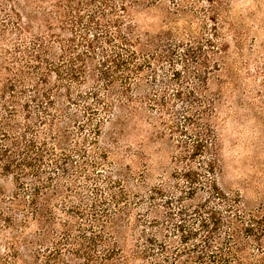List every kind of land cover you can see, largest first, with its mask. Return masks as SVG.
<instances>
[{"label": "rangeland", "instance_id": "obj_1", "mask_svg": "<svg viewBox=\"0 0 264 264\" xmlns=\"http://www.w3.org/2000/svg\"><path fill=\"white\" fill-rule=\"evenodd\" d=\"M25 5L38 18L42 11L57 36L41 63L32 41L48 40V30L17 29L26 26L18 11ZM0 36V90L16 96L19 140L37 146L26 155L21 144L12 159L42 150L26 175L0 167V264H14V240L15 264H84L71 255L75 249L91 255L90 264H196L187 255L200 237L189 232L197 228L192 207L207 195L206 176L264 224V0H0ZM127 47L135 58L115 68L110 59L127 58ZM46 65L45 84L39 77ZM69 66L81 69L79 81L64 74ZM38 83L61 97L51 99L53 130L26 121L25 108L35 118L40 113L30 100ZM2 104L0 94L4 117ZM26 123L36 136L25 133ZM199 137L202 152L194 150ZM211 160L213 174L204 168ZM191 172L196 189L188 193ZM43 196L44 230L31 202ZM209 205L222 218L207 259L224 246L222 259H232L227 247L238 242L235 264H264V238L240 230L223 244L228 213L216 201ZM21 212L29 217L24 228Z\"/></svg>", "mask_w": 264, "mask_h": 264}, {"label": "trees", "instance_id": "obj_2", "mask_svg": "<svg viewBox=\"0 0 264 264\" xmlns=\"http://www.w3.org/2000/svg\"><path fill=\"white\" fill-rule=\"evenodd\" d=\"M106 1V0H104ZM26 9H28V11H26ZM30 9V10H29ZM122 9L126 10L125 7H123ZM21 10L22 12L25 13V17L27 19L26 21V26H22L20 24L19 28L17 27V29L19 30H23L28 32L30 30V27H36L37 30H42V28L47 29L48 30V36L49 39L45 40L43 38H41L39 36V38H35L33 42V45H35L36 50L40 51V54H34L33 57L35 58V61L37 63H41L42 59L44 57V54L46 53V50L48 48V44L47 41L49 40H54V38H56V34H54L52 32V26L51 23H49L48 19L44 16V13L41 11V13L43 14L41 17L42 18H38L35 14L33 15L32 13H35L34 10H32L30 8V5H25V7H20L18 8V11L21 14ZM13 15L14 17H16L17 19L19 18V14L16 11H13ZM47 15V13L45 14ZM31 18L35 19V20H31ZM56 18V15H55ZM34 23L33 26H30L29 23L31 22ZM117 22V20H116ZM115 28L118 26L113 25ZM129 31L131 32V28H129ZM132 34V32H131ZM105 35L107 36V41H112L111 37L109 36V33L106 31ZM4 37L0 36V41H4ZM40 40V41H39ZM44 40L45 43H42ZM39 41V42H38ZM209 41V40H208ZM118 42L123 45V46H131V43L129 42V40H127V38H122L121 36H119ZM89 47H92V43L89 42L87 43ZM137 46H139L140 44H135ZM125 51H128L127 55L128 57L123 59L118 55V58H113L110 59L111 62L114 63L115 68H127L126 65H128V61L131 60L132 58H135L136 52L129 49V47H127V49H124ZM45 59V58H44ZM75 61H78V58H75ZM73 65L74 64V59H73ZM47 64V63H46ZM48 66L50 64H47ZM46 68L47 71H44V73H42L39 77L40 79V83H45L47 82V73L49 70V68ZM81 69H76L74 68V66H69V69L67 72H65L64 74L68 76V78H70V80H75V81H79L80 80V72ZM56 71V70H55ZM40 83H38L34 89L35 94H33V96H31L30 100L33 101H37L35 102L37 107H39V115L36 116L35 118V113L34 115H32L31 112L28 111L27 107L28 104L24 102V104H21L22 108H25L26 112H25V117H26V121L30 122L32 120H36L38 121V123L42 122L43 124H47L46 126H48V128H50V130H53L54 127H56V118L54 117V114H50L49 110L54 106V104H56V101L53 103V101L51 100L52 97H55L56 99L60 100L61 97L58 93L57 89H54L53 91L46 89V88H40L39 85ZM10 89L11 91L14 92V87L16 85H14V82L10 81ZM67 90V95H69V90ZM94 93V92H93ZM0 94H1V98L3 100V104H2V113H5V116L3 117L2 114L0 113V133L1 135L4 137V141L5 144H3L2 146H0V157L4 158L3 163L0 165L1 170L2 171H9L10 169H14L15 172L14 173H18L19 176L22 175H26V169H34V164L33 162L35 160H40L41 158H39V156H42V150L40 151V154L38 153H34V155L36 156H26L24 155V157H20L18 161L14 162L12 157L16 154L14 149H17L20 147V145L22 144L23 148L26 151V155L30 152H32V150H35L37 148L34 139H28V138H24L23 141L19 140V136L17 135V128H19V124L16 120L17 116H18V102L16 100V96L14 94L8 95L9 98L5 97V93L3 92V90H0ZM52 95V96H51ZM40 98V99H38ZM40 100V101H38ZM62 103L58 106V112L62 111ZM56 111V109H55ZM49 116V117H48ZM25 131V133H32V127L26 123L24 125H22ZM99 128H97L98 130ZM37 132H33L32 134L36 136ZM17 135V136H15ZM58 139V140H57ZM55 141L58 142L59 138H55ZM42 145H45L44 142L42 143ZM204 144L202 142V139L199 137L195 140V144H194V150L198 151V152H202L204 151ZM53 154V153H52ZM66 154H64V158H65ZM205 171L207 173H214L213 171L215 170L214 167V162L211 160L209 162H207L205 164ZM31 174H34L33 172ZM187 179H189V182H191L192 185L189 186V188L186 190L188 193L190 192H194L195 191V187L193 186V182H195V180L197 179L195 176L194 172L188 173L186 174ZM210 177V178H209ZM207 178H205V180L202 182V187L203 189L206 191L207 195L206 197L198 202L197 204H195L192 207V211L196 214H199V218H198V223H197V228H195L194 230H191L189 232V236H195L198 235L200 238L198 240V242L194 243L190 249H188V259L194 263H198V264H235V263H239L240 260H236L235 258V252L237 246L239 245L238 242H235L238 239V233L240 232V230H243L244 232H246L247 234H250L252 232H254V230L257 231V233L255 234L256 236H258V240H261L262 238H264V224L260 221L259 216L250 211L246 205L240 204V202L238 203L236 201L235 197H230L224 190H222L221 188L218 187L217 183L215 182V180L211 177L213 176H209ZM33 190L35 191H39L38 187H34ZM47 201L46 197L44 198V196L42 197V200H37L36 198H32L31 202H32V214L35 215V217L37 218L38 223L41 225V228H43V224H44V211L46 210L44 208V203ZM114 201L118 202V199L116 197H114ZM214 201H216L217 203H220L221 207H223V211L228 213L227 217L228 219L227 221V226L228 228H230L231 230V234L228 235L226 237V241L223 242L226 244H229L230 242H232L234 240V242L236 243L237 246H235V248H232L231 246L227 247L228 249V254H229V258L232 259H222V254L220 253L221 251L224 250V247H221V249L219 248V254L215 255V256H211L214 257L212 260H209V258L207 259V250H209V247L211 246L210 244V238L212 236H214L215 231L219 228L221 221L220 219L222 218V216L220 215L221 211H219L215 206H210L209 203L212 202L214 203ZM13 205L15 206H20V202L19 201H13ZM22 215H24V212H21ZM205 213V215H201ZM232 213V214H230ZM1 215V212H0ZM231 216V217H230ZM23 220L21 221L19 227L24 228L28 222H29V217L24 215L23 216ZM247 217V222H245V218ZM12 221V220H11ZM50 223V220L48 221ZM112 222V220L110 221ZM12 222H9L7 225L10 226ZM101 227L103 226L102 224H100ZM177 228H181V224L177 225ZM20 229V228H19ZM44 230V228H43ZM94 237H96L97 239H101V235L97 234ZM16 240L12 241L11 244L8 246V248H11L12 254H13V260H14V264L18 262V258H19V254H18V250L16 248ZM199 246L203 247L204 250H199ZM200 251V252H197ZM71 255H75L77 257H79L80 255L83 257L85 261L84 264H90V262L93 260V258H91V255H87L86 252H84V250H78L75 249L71 252ZM209 255V254H208ZM109 256V252L107 253V256H105L104 258H108ZM56 259V258H55ZM234 261L233 263L231 261ZM98 263V261H97ZM101 263V262H100ZM45 264H51V260L50 258H48V260L46 261ZM64 264H68L66 262H64ZM102 264H106V263H102Z\"/></svg>", "mask_w": 264, "mask_h": 264}]
</instances>
